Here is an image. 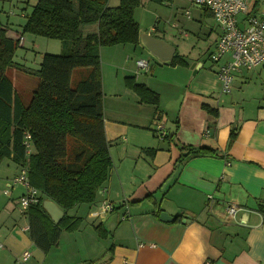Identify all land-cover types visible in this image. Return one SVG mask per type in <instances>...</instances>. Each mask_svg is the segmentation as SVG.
Returning <instances> with one entry per match:
<instances>
[{"label":"crops","instance_id":"crops-1","mask_svg":"<svg viewBox=\"0 0 264 264\" xmlns=\"http://www.w3.org/2000/svg\"><path fill=\"white\" fill-rule=\"evenodd\" d=\"M6 4L10 7L7 14ZM29 5L30 0H0V24L8 38L19 40L18 48H24L27 40L36 46L34 36L22 33ZM247 6L250 13L264 15V0H247ZM193 9L196 22L209 18L218 31L208 12ZM185 15L189 18V11ZM149 35L164 40L157 29ZM105 48H128L124 52L146 55L147 72L153 73L148 79L146 72L139 77L142 71L137 74L133 66L113 60L110 66L116 81L108 86L107 94L102 86L112 168L98 197L112 209L98 214L105 219L102 226L107 235L99 238L94 228L90 233V224L83 229L81 222L76 231H62L57 245L43 252L29 237L26 215L14 219L12 212L6 213L0 222V264H16L26 251L28 264H264V64L233 73L229 92L222 93L218 65L197 62L191 66L186 59L187 66L162 65L140 43L102 47V61H112L103 55ZM129 60L127 56L125 63ZM166 69L169 77L157 78ZM126 77L156 93L158 106L140 103L124 87ZM16 81L18 86L10 82L21 100L17 90L23 79L16 77ZM203 106L214 111L208 113ZM180 145L207 147L218 157L189 159L172 173ZM119 151L120 157L115 158ZM9 161L3 173L9 171ZM4 179H0V194L17 204L23 191L18 187L13 197L17 185L10 186ZM149 194L173 218L171 223H162L152 214V204L144 199ZM79 206L66 213L77 212ZM5 207L13 210L11 205L0 204V217ZM228 207L238 208L234 220L226 215ZM79 212L87 216L90 205Z\"/></svg>","mask_w":264,"mask_h":264},{"label":"trees","instance_id":"trees-1","mask_svg":"<svg viewBox=\"0 0 264 264\" xmlns=\"http://www.w3.org/2000/svg\"><path fill=\"white\" fill-rule=\"evenodd\" d=\"M108 3L109 0H38L25 17L22 33L58 40L62 52L43 54L36 70L13 62L19 40L8 38L0 24V162L10 159L25 169L28 186L36 191L38 203L23 214L30 239L43 252L57 245L62 231L78 229L82 219L69 217L66 212L94 203L112 168L104 131L100 49L139 44L140 31L133 14L140 0H119L114 7ZM169 65L187 66L178 55ZM11 68L37 79L26 106L5 76ZM81 68L89 73L71 87L72 71ZM124 86L140 103L158 106V95L134 78H124ZM203 108L208 113L214 111ZM27 135L29 140L25 139ZM233 137L232 131L230 142ZM178 150L172 173L189 159L218 157L207 147L180 145ZM144 199L152 204V214L158 218L162 210L152 194ZM44 201L64 211L58 223L51 221L42 206ZM94 232L102 239L107 235L102 225L94 227Z\"/></svg>","mask_w":264,"mask_h":264},{"label":"rangeland","instance_id":"rangeland-1","mask_svg":"<svg viewBox=\"0 0 264 264\" xmlns=\"http://www.w3.org/2000/svg\"><path fill=\"white\" fill-rule=\"evenodd\" d=\"M15 1V0H14ZM119 0H110V6L114 7L118 5ZM38 0H30V5L28 6L27 13H30L32 9V5L36 4ZM10 7H8V4L5 5L4 10L7 14ZM189 11L190 16L189 18L185 15V12ZM11 12V11H10ZM195 9L191 7L186 1L184 0H173L169 3H156L152 2L151 0H140V4L135 8L134 10V20L139 26L140 34H151V29L155 27L158 32L164 34V40L168 44L172 45L176 48V55L180 56L181 59H186L190 62V65L192 66L193 63H202L203 65L211 64L209 61V53H212L214 51L213 48H215L216 42L219 38L218 33L219 31L215 30V26L211 19L205 18L200 21V23L195 21ZM12 21L16 20L14 18L11 19ZM193 25H196L197 28H193ZM201 28V32L198 30V28ZM194 29V30H193ZM211 29V34L209 36L208 31ZM198 31V33H196ZM185 36V37H184ZM36 43L32 47V43L28 40L25 42L24 48H17L14 52L13 56V62L20 64L24 66L25 68H29L31 70H36L39 67L40 63V56L42 54H52V55H58L62 52L61 42L58 40H48L45 38H39L35 37ZM122 47V46H118ZM115 49V50H112ZM120 49V50H118ZM127 50L128 48H105L103 55H108L112 61L109 59H104L102 61V56L100 57V72H101V84L104 87V92H108V86L112 85L115 80L114 74L115 69L110 66V62H113L115 60L117 63H121L127 68H130L133 66V72H138L136 70V61L139 60H145L147 59L146 55L136 52L135 55H133ZM140 51V49H139ZM122 52V53H121ZM102 55V54H101ZM109 55H112L111 57ZM130 56V60L125 63L126 57ZM137 56V57H136ZM103 62V63H102ZM126 64V65H125ZM215 65V64H213ZM102 70L104 72L101 71ZM136 70V71H135ZM15 69L11 68L6 70L5 76L6 78L11 81L13 84H16L18 86L16 77L19 79H23V81L19 82L21 85L20 88L17 90L19 96H21V101L24 106L28 103L31 92L36 88L37 79L30 75L25 74L24 72H14ZM118 73H120L119 67L116 69ZM89 73V70L86 68L81 69H75L72 71L71 77H70V86L73 87L78 81L82 80L87 74ZM135 73V74H136ZM139 73V72H138ZM137 73V74H138ZM145 75L146 79L151 78L152 72L149 73L146 72ZM123 74V73H122ZM170 75V70L166 69L163 72H160L159 75H157V78H163L167 79ZM139 77L144 76V72H140L138 74ZM118 80V79H117ZM124 81V80H123ZM124 84V82H123ZM125 87V86H124ZM17 89V88H16ZM107 94V93H106ZM121 151H119V155H115L116 157H120ZM7 161L4 159L0 163V179H4L7 177V181L10 183L13 182V179L18 176L20 170L15 167V165L12 162L9 163V171L6 173H3L5 170V163ZM18 170V175L16 174L15 177L12 178L13 173ZM18 190L14 192L13 197L19 192V188L25 192V188L21 187L19 185L14 186ZM19 187V188H18ZM24 188V189H23ZM6 187H3L2 190H5ZM8 189V188H7ZM9 190V189H8ZM0 204L5 205H11L13 207V210H8L7 207L3 208L2 215L0 217V222L5 221V215L6 213H13L12 218H19L21 219V211L19 209V205L14 203V200H9L4 194H0ZM103 201L101 202L100 196L97 197L96 201L92 204H90V213L87 216L81 215L79 212V209H85L86 204H81L79 206V209L77 212L70 211L69 214H67L69 217L73 214H76V216H84L81 223V228L84 229L86 225L90 224V233L92 232L93 228L97 225H103L104 218H100L99 211L106 214L107 212V206L102 205ZM108 205V204H107ZM1 211V209H0ZM118 212L119 210L116 209ZM84 214V213H83ZM99 218V219H98ZM101 243V242H100Z\"/></svg>","mask_w":264,"mask_h":264},{"label":"built area","instance_id":"built-area-1","mask_svg":"<svg viewBox=\"0 0 264 264\" xmlns=\"http://www.w3.org/2000/svg\"><path fill=\"white\" fill-rule=\"evenodd\" d=\"M184 1L191 7L208 12L218 28L219 38L208 58L211 64L218 65L216 76L222 83V93L229 92L233 73L264 64V15L250 13L247 0ZM155 31L153 27L150 32ZM136 65L139 71L149 70V64L145 60L137 61ZM25 139L29 140V136ZM12 185L25 188L17 201L21 213L38 203L36 191L28 186L25 169H20L10 186ZM104 206H107V212L112 209L110 205ZM237 211L236 207H228L226 215L234 220ZM29 259L30 254L23 252L16 264H28Z\"/></svg>","mask_w":264,"mask_h":264},{"label":"water","instance_id":"water-1","mask_svg":"<svg viewBox=\"0 0 264 264\" xmlns=\"http://www.w3.org/2000/svg\"><path fill=\"white\" fill-rule=\"evenodd\" d=\"M140 45L152 56L157 62L162 65H167L172 62L176 55V49L172 45L168 44L164 40L151 36L149 34H139ZM168 182H166L161 190L165 188ZM44 210L49 215L53 223H58L62 217V211L50 201H44L42 203ZM158 220L162 223H171L173 218L166 212L162 211L159 214Z\"/></svg>","mask_w":264,"mask_h":264}]
</instances>
